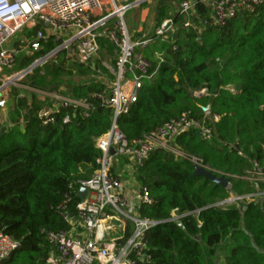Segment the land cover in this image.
<instances>
[{
    "label": "trees",
    "instance_id": "16d2710c",
    "mask_svg": "<svg viewBox=\"0 0 264 264\" xmlns=\"http://www.w3.org/2000/svg\"><path fill=\"white\" fill-rule=\"evenodd\" d=\"M194 8L206 29L186 32L173 45L156 41L137 50L150 62L151 77L142 79L136 102L116 120L129 141L185 111L198 122L208 118L211 127L209 139L195 128L180 133L173 147L181 155L156 149L134 168L136 184L152 200L141 203L138 214L161 223L146 230L143 253H130V264H264V180H253L254 163L264 166V4L221 24L203 4ZM38 28L23 34L32 37ZM98 45L114 62L116 47L108 37L100 36ZM52 46L48 42L46 50ZM34 57L21 54L15 70ZM98 68L97 60L69 63L59 53L25 75V82L39 90L57 91L65 79L70 88L62 94L87 103L86 117L82 107L58 106L52 121L43 125L37 113L44 103L33 92L17 97L18 89L10 86L9 122L19 117L24 122L0 132V231L19 245L0 264H44L49 252L45 232L68 227L57 208L68 185L89 178L97 168L101 151L96 140L113 119L98 97L108 89L96 75ZM192 159L228 177L229 187L192 176ZM256 192L261 194L255 201L217 205ZM77 201L72 193L69 214ZM129 231L127 226L124 238ZM222 243L226 249L219 260L216 248Z\"/></svg>",
    "mask_w": 264,
    "mask_h": 264
},
{
    "label": "built area",
    "instance_id": "2783aa9c",
    "mask_svg": "<svg viewBox=\"0 0 264 264\" xmlns=\"http://www.w3.org/2000/svg\"><path fill=\"white\" fill-rule=\"evenodd\" d=\"M141 2L143 0L121 5L118 0H0V73L5 72L0 78L1 93L10 89V86H16L22 77L59 53L69 63L92 62L99 50L100 36H107L116 47L115 79L98 96L100 103L111 109L113 118L108 131L96 140V146L101 151V156L96 160L98 166L89 178L68 185V191L57 208L68 227L45 232L49 252L44 264H130V253L142 255L146 244L145 232L153 226V221L141 218L138 208L141 203L151 204L152 200L145 188L140 190L137 187L134 195L129 196L124 181L113 171L114 164L126 158L135 167L141 166L156 149L171 150L181 155L173 147V142L180 133L193 128L198 130L202 138H211V127L203 121L194 120L190 111L183 112L178 118L166 121L156 130L133 141L126 139L117 127L116 115L128 112L137 100L142 79L151 77L148 73L150 62L142 50H137L147 48L156 41L173 45L170 39V31L174 27L172 17L162 20L152 35L135 40L129 37L123 13L132 4ZM196 3L203 4L214 23L221 24L229 18L254 10L264 4V0H182L178 6V12L183 16L180 23L182 29H188L193 19L199 18L194 8ZM36 25L40 28L35 34L25 37L23 32ZM48 42L53 46L46 50ZM24 53L35 56L29 64L34 67L19 75L22 70L15 73L12 70L17 58ZM28 90L36 91L34 88ZM60 90L44 93L48 99L44 103L47 106L37 113L41 124L52 121V113L58 106L82 107V116H87V103L65 96ZM24 94L19 92L17 97ZM5 102L1 97L0 109H4ZM213 119L217 120V117ZM67 120L64 117L63 122ZM23 122V117H19L17 121L7 122V125ZM111 149L113 154H110ZM192 161L201 164L195 159ZM254 167L256 175L264 174V166L254 163ZM82 187L86 191L83 200H80L77 191ZM72 193L78 201L75 212L69 214L67 206ZM260 194L256 192L238 199L232 196L227 203L242 199L255 201ZM104 220L121 221L123 227L127 222L130 226L129 235L126 238L124 234L104 238L105 234L100 230ZM18 245L11 236L0 231V261L17 249Z\"/></svg>",
    "mask_w": 264,
    "mask_h": 264
},
{
    "label": "rangeland",
    "instance_id": "374dc122",
    "mask_svg": "<svg viewBox=\"0 0 264 264\" xmlns=\"http://www.w3.org/2000/svg\"><path fill=\"white\" fill-rule=\"evenodd\" d=\"M135 1H137V0H132V2H130V4L135 2ZM180 1L181 0H144L143 2H141L139 4H136V5L132 4L131 7L128 8L123 13V21H124L125 27L128 31L129 37H131L130 33H131L132 29H138V28H143V27H144V29L155 28L160 23V17H162V18L167 17L168 18V17L173 16L174 12L178 10V6H179ZM127 2H129V1H126L125 3H127ZM160 13H162V16H160ZM93 60H97L99 63L101 75L98 79L104 81L107 85H109L110 82L114 81L115 76H116V66H115V61L113 62V56L105 53L103 50L100 49L97 51L96 55L93 57ZM15 69L16 68L13 67L12 72H14V73L18 72ZM2 74H5V72L2 71L0 73V78H1ZM74 80H75V78H74ZM19 87H24V88H26V90H28L30 88V86L25 82V76L22 77L18 81V83L16 85V89H19ZM69 88H70L69 84L67 83V81H65V79H63L58 84V89H61L62 91H69ZM37 90H39V89H37ZM40 90L49 91L48 89H40ZM11 92H12V89L8 90L4 94V99L6 100V103H5V107H4L5 109H3V110L0 109V114H1L0 124H3L1 122H3V119H5L2 116L8 115V111L10 109V102H11ZM201 92L204 93V90L199 91L198 94H200ZM6 119H7V121L9 120V118L7 116H6ZM209 121L210 120L208 118H205L203 120V122L205 124H209ZM126 165L127 166L129 165L131 170H135L134 169L135 166L133 164H131L126 158H121V159H119V162L116 163V165L114 164L113 171L116 174L121 173V168L126 166ZM131 174L134 177V171H132ZM128 177H129L128 174L124 173L122 175V178L125 181L128 180ZM256 179L264 180V174L256 175ZM229 198H232V196H230ZM228 199H226V200H228ZM225 201H220L217 203V205L224 206L227 204V202H225ZM233 203H235V202H233ZM127 226L130 228V226L127 225V222H125L124 229ZM225 249H226L225 243L220 244L216 248L219 260H220L221 255L224 253Z\"/></svg>",
    "mask_w": 264,
    "mask_h": 264
},
{
    "label": "crops",
    "instance_id": "0c3cea01",
    "mask_svg": "<svg viewBox=\"0 0 264 264\" xmlns=\"http://www.w3.org/2000/svg\"><path fill=\"white\" fill-rule=\"evenodd\" d=\"M126 1H129V2L125 3ZM190 1H193V0H190ZM130 2H132V0H119L118 1V4H121V5H122V3L123 4H128ZM178 10H179V7H178ZM178 10L174 12V15L173 16H171L172 19L174 20V27H172V29L170 31V39L172 41L178 39V37L180 35L181 36L183 35V37H184V35L186 34V32H189L190 31V32L200 33L201 31H203L204 29H206L207 24L205 23L204 19H199V18H197L198 20L197 19L196 20L193 19V22H192L191 26L188 29H182L180 27V23H181V21L183 19V16L179 14ZM191 16H194V14H191ZM155 28L144 29V27H143V28H138V29H132L131 30V33H130L131 34V38L133 40H135V39H139V38L143 37L144 35H146V36L152 35L153 32H154V30H155ZM100 73H101L100 68H98L97 71H96V75L98 74V78L101 75ZM110 84H111V82H110ZM35 90L36 91H39V92L31 91V90H26V88H24V87H19L17 93H19V92H23V93H26V92L31 93V92H33V93H35L36 97L41 102L46 103V101L48 99H47V97L45 98L44 93L51 92V91H43V90H37V89H35ZM59 90L60 89H58L57 91H59ZM7 91H4L2 93L0 92V98L1 97L4 98V94ZM60 92L62 93L61 90H60ZM43 106H47V105L43 104ZM0 116H1V114H0ZM6 116L8 117V115H6ZM6 116H4V115L2 116L5 119H3V122H1L3 124H0L2 127H5V128H6V126H8L7 125V122H8V124L10 123L9 120L7 121ZM115 165H116V163H115ZM130 170H131L130 166L129 165L128 166L126 165V166H124V167L121 168V173H118V175L121 177L122 180H123L122 175L124 173L129 175L128 180L127 181L123 180V181H124V183L126 185V189L128 191V195L129 196H133L134 195V190L137 189L138 185L136 184L135 179H134L133 175L131 174L132 171H134V170H131V171ZM105 222H106V226L109 229V231H107V232H105L106 229L104 230V228L102 227V222L100 224V230H101L102 234H105V237L104 238L109 239V238H114V237L121 236L122 234H124V227H123V223L121 221H117L116 220V221H112L111 223L110 222L108 223V220H106Z\"/></svg>",
    "mask_w": 264,
    "mask_h": 264
},
{
    "label": "water",
    "instance_id": "95a60500",
    "mask_svg": "<svg viewBox=\"0 0 264 264\" xmlns=\"http://www.w3.org/2000/svg\"><path fill=\"white\" fill-rule=\"evenodd\" d=\"M142 1V0H137ZM144 1V0H143ZM134 3V2H133ZM34 65H29L27 68L23 69L19 75L25 74L26 72L30 71L31 69H33ZM11 81L7 82L10 83ZM202 94V92L200 93ZM119 115H116L115 120H117ZM5 127H1L0 132H4ZM110 154H113V150H110ZM192 176H201L203 177L205 180L210 181L211 183H213L215 186L221 187V188H228L229 187V178L224 176L223 174L220 175H216L215 173H213L211 170H209L207 167L201 165V164H194L193 167V172H192ZM85 188L82 187L77 191V196L79 197L80 200H83L84 196H85ZM239 197L237 196H233V199H238ZM230 199L226 200L225 202H228ZM241 201V200H239ZM161 223L160 221H153V225L159 224Z\"/></svg>",
    "mask_w": 264,
    "mask_h": 264
},
{
    "label": "bare ground",
    "instance_id": "6f19581e",
    "mask_svg": "<svg viewBox=\"0 0 264 264\" xmlns=\"http://www.w3.org/2000/svg\"><path fill=\"white\" fill-rule=\"evenodd\" d=\"M106 221V220H105ZM102 222V227L104 228V230L106 229V231L105 232H107V231H109V229H108V227L106 226V222ZM113 220H108V223L110 222H112ZM110 225V224H109Z\"/></svg>",
    "mask_w": 264,
    "mask_h": 264
}]
</instances>
